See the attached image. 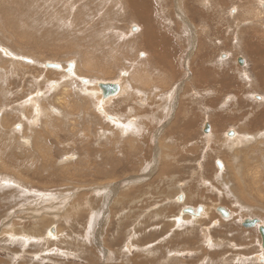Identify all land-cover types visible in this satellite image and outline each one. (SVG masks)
<instances>
[{
	"label": "rangeland",
	"instance_id": "1",
	"mask_svg": "<svg viewBox=\"0 0 264 264\" xmlns=\"http://www.w3.org/2000/svg\"><path fill=\"white\" fill-rule=\"evenodd\" d=\"M51 1L0 0V264H264L258 229L242 226L264 225V20L242 13L252 1L147 0L150 25L99 0ZM143 29L146 44L132 36ZM102 80L120 93L93 106ZM37 99L50 129L33 120ZM236 135L245 142L226 152ZM183 206L213 217L177 227Z\"/></svg>",
	"mask_w": 264,
	"mask_h": 264
},
{
	"label": "bare ground",
	"instance_id": "2",
	"mask_svg": "<svg viewBox=\"0 0 264 264\" xmlns=\"http://www.w3.org/2000/svg\"><path fill=\"white\" fill-rule=\"evenodd\" d=\"M54 0H52L51 2H53ZM119 1V0H118ZM146 1L147 0H125V3L124 4H119V3H117L116 2V0H99V6L100 7H103L104 5L106 6V4H107V8H106V12L108 13V12H111V11H115L116 9H118V12H119V10H120V12L122 13V17H120L121 19L123 18H125V19H136L137 18V20L140 22L139 23V25L141 24V25H144L143 23H145V20L146 21H148V23H149V25H150V23L152 24V22H150V16L148 17V18H146L148 15H150L151 13H150V11L148 10V8H147V3H146ZM252 2H254L255 1V3H252V2H250V4L248 5V9L247 8H244V10L242 9V13H245V14H247L248 16L250 15V17H254L253 18V20L255 19L256 21H260V20H264V9H263V7H264V3L262 2V1H260V0H251ZM63 2V0L60 2V4ZM66 2V1H65ZM64 2V3H65ZM181 2V1H180ZM54 3H56L55 1H54ZM67 4H66V7L67 8H70L71 7V9L73 10V11H75L74 10V8L72 7V6H70L71 4H69V6H68V3H69V0L66 2ZM249 3V2H248ZM252 3V4H251ZM63 4V3H62ZM218 4V3H217ZM257 5L256 7H254V5ZM146 5V6H145ZM219 5V4H218ZM63 7V6H62ZM218 7H220V6H218ZM116 8V9H115ZM247 9V10H246ZM239 10V9H238ZM69 11H70V9H69ZM199 12V11H198ZM193 13V12H192ZM203 13V12H202ZM195 14V13H194ZM193 14V15H194ZM199 14H201V12H199ZM198 14H196V16H197ZM244 15V14H243ZM201 16V15H200ZM204 16H205V14H204ZM198 17H199V15H198ZM247 17V16H246ZM124 19V20H125ZM236 20V19H235ZM247 20H249V19H247ZM76 21V20H75ZM250 21V23H251V20H249ZM247 22V21H246ZM245 22V23H246ZM253 22V21H252ZM239 23H241V22H239ZM147 24V23H146ZM146 24H145V26H146ZM252 24H254V23H252ZM256 24V23H255ZM154 25V24H153ZM168 24H166V26H167ZM183 25H185V24H183ZM246 25V24H245ZM248 25V24H247ZM168 26H170V24L168 25ZM255 26V25H254ZM133 27L134 26H131V28L129 29L130 30V33H131V31L133 30ZM141 27V26H140ZM171 27V26H170ZM169 27V28H170ZM186 27V26H185ZM238 27H241V26H238ZM243 27V26H242ZM256 27V26H255ZM152 28V27H151ZM168 29V28H167ZM134 30H136V28H134ZM146 30V29H145ZM117 31V30H116ZM115 31V32H116ZM153 31V30H152ZM261 31H263V30H261ZM140 33L139 34H136V35H132V36H134L135 38H137V39H139V40H141V42H144L145 44H146V42H147V33L145 34V32H144V29H143V31H139ZM155 32H157V31H155ZM163 34V33H162ZM156 35V34H155ZM164 35V34H163ZM162 36V35H161ZM160 36V37H161ZM133 37V38H134ZM125 38H127V35H120V36H118V40L119 41H121V42H123V40L122 39H125ZM132 38V39H133ZM148 38H151L150 37V35H149V37ZM153 38V37H152ZM151 38V39H152ZM156 38V37H155ZM131 39V40H132ZM241 39V38H240ZM240 39H238L240 42H239V44H240V46H241V40ZM134 40V39H133ZM150 40V39H149ZM166 40V39H165ZM132 42V41H131ZM149 43V42H148ZM147 43V44H148ZM256 44V43H255ZM257 44H258V42H257ZM256 44V45H257ZM162 45H164V42L162 43ZM247 45H248V43H247ZM144 46V45H143ZM150 46H153V45H150ZM245 46V45H244ZM147 47H148V45H147ZM117 48H119V47H117ZM251 47L250 46H246V48L244 49V51H246V50H250L251 51V49H250ZM261 48H262V50H260L261 51V53L260 54H263L264 53V50H263V47L261 46ZM254 50V49H253ZM249 51V52H250ZM251 52H254V51H251ZM256 54V53H255ZM146 55V54H145ZM1 58V57H0ZM148 58V57H147ZM146 58V59H147ZM162 59V58H161ZM241 61H242V63H243V60L241 59V58H239ZM238 59V60H239ZM158 60V59H157ZM148 61V60H147ZM153 61V59L151 60V62ZM156 60L154 59V62H155ZM144 63H146L145 61H144ZM192 63V62H191ZM151 64L152 63H150V66H151ZM49 65V64H48ZM132 65H134V64H131L130 65V67H129V69L131 68V66ZM136 65V64H135ZM142 64H139V65H137L138 67L140 66V67H142V69H144L145 67H146V65H144V66H141ZM19 66H21L20 64H19ZM144 67V68H143ZM147 67H148V63H147ZM151 68V67H150ZM57 69H60V66L58 65V68ZM128 69V70H129ZM134 69H136V68H134ZM68 72V74H66V76L67 75H69V76H71V75H73V74H75L74 72L76 71V72H78L76 69L74 70L73 69V64H72V66H71V68H70V71L69 70H67ZM141 71H144V70H140V68L139 69H136V70H134L133 72H132V70L130 69L129 71H128V73H129V77H130V82H131V85H132V80H131V78L133 79V81H136V84H138V85H140V86H143L144 84H146V81L148 80V78H146V76L144 75V72L142 73ZM146 72H147V69L145 70ZM145 72V73H146ZM124 73V75H127V73L126 72H123ZM78 74V73H77ZM78 76V75H77ZM81 76V75H80ZM72 77V76H71ZM69 79H70V77H68ZM91 78V77H90ZM65 79V78H64ZM69 79H67V80H69ZM79 79V78H78ZM66 80V79H65ZM83 80V81H82ZM82 80H80V82H87L88 80H87V78L86 79H82ZM85 80V81H84ZM59 83V82H58ZM95 83V82H94ZM99 83H116L118 86H119V90L116 92V94H112V95H110V96H108L107 98H103L102 97V92H101V90L99 89V87H98V84ZM149 83V82H148ZM262 83V82H261ZM260 83V84H261ZM97 84V88L98 89H96L95 90V92H91V91H88L87 92V94H88V96L90 95L91 96V98L93 99V101H90L92 104L91 105H93L94 106V104H97V105H101V106H103V105H105L106 104V101H108L109 99H111V98H115L116 97V95H119V93H120V83L119 82H105V81H103L102 80V82H97L96 83ZM50 86L52 85V87L54 88V86H56V84L55 83H51V84H49ZM49 87V86H48ZM132 87H133V85H132ZM50 90V89H49ZM69 91V89H67V87H62V89L60 90V94L58 95V96H56L55 97V102H56V106H58L59 104H61L60 106H61V108L63 109V106L62 105H64V107L66 106V107H68L69 106V101H67V99L65 98V97H63V94H65L66 92H68ZM39 96L41 95L40 93L38 94ZM97 96L99 97V100H97L96 98H97ZM84 99V98H83ZM168 99V98H167ZM83 101V100H82ZM29 102H33V100L32 101H29ZM35 103H36V105H35V107H34V110H35V112H34V118H33V120L35 119H38L39 118V115H41V117H43V118H45L46 119V121H45V126H47L49 129L51 128V120L50 119H48V118H50V117H52L51 115V108L50 107H42V106H40L39 105V100L37 99V100H35L34 101ZM94 103V104H93ZM166 103V102H165ZM96 105V106H97ZM167 105V104H166ZM168 106V105H167ZM254 106V105H253ZM32 107V106H31ZM59 107V106H58ZM71 107V106H70ZM169 107V106H168ZM255 107V106H254ZM166 109H167V107H165ZM105 109V108H104ZM100 111L103 115H105L106 116V113L104 112V111H102L103 109H102V107H98L97 108V111ZM165 110V109H164ZM168 111V110H167ZM167 111H165V113L167 112ZM43 115V116H42ZM107 117V116H106ZM41 121V120H40ZM111 121H114L115 122V120L114 119H111ZM131 121V120H130ZM123 122V121H122ZM129 122V121H128ZM126 126H130L129 124H127V123H124ZM133 124V123H132ZM109 125V124H108ZM131 127V126H130ZM127 129V128H126ZM132 129V128H131ZM213 130V129H212ZM215 131H216V129H214ZM214 130L213 131H211V133H210V135H212V137H213V135H215L214 134ZM50 133H52V132H50ZM49 133V134H50ZM131 133V132H130ZM217 134V133H216ZM240 134V133H239ZM264 134V133H263ZM133 135V134H132ZM135 135V134H134ZM137 135V134H136ZM216 136V135H215ZM251 136V134L249 135V137ZM218 137V136H217ZM236 140H229L228 141V139L227 140H222L221 141V147L223 148L224 147V149H225V147H227L228 148V152L230 151L229 150V148H232L233 146H235V145H237V144H241L242 145V143L243 142H245V139H242L241 138V136H237L236 135ZM244 137V136H243ZM252 137V136H251ZM205 138H206V136H205ZM213 138H215V137H213ZM212 138V139H213ZM218 138H220V137H218ZM254 138V137H253ZM39 139V141H38V143H35V140L32 138V140H33V143H34V146L36 147V150H37V153H38V155H39V158H40V160L41 161H45L46 160V145H45V143L44 144H41V142H42V140L40 139V138H38ZM210 139H211V137H210ZM210 139H209V141H210ZM223 139V138H222ZM230 139H234V138H230ZM220 140H221V138H220ZM209 141H207L208 143H209ZM248 141V140H247ZM251 141H252V138H251ZM250 142V141H249ZM246 143H248V142H246ZM249 144V143H248ZM233 149V148H232ZM235 149V148H234ZM225 151L227 152V150L225 149ZM226 152H225V154H226ZM234 152V151H233ZM237 153V152H236ZM235 152L233 153V154H236ZM228 154V153H227ZM229 155V154H228ZM232 154L230 153V156H231ZM229 156V157H230ZM234 156V155H233ZM228 157V158H229ZM234 158V157H233ZM232 159V158H231ZM228 160V159H227ZM234 163H235V161H233ZM231 164V163H230ZM229 165V164H228ZM231 165H233V164H231ZM216 166V165H215ZM222 166V165H221ZM218 169V168H217ZM220 169H222V167L220 168ZM219 170V169H218ZM233 174V173H232ZM234 176V175H233ZM221 195V194H220ZM180 196H182V197H184L183 195H179L178 197H180ZM178 197H176V201H178L179 202V200H178ZM184 200H185V198H183ZM183 199L181 200V201H183ZM169 206L170 205H172V204H168ZM174 205H176V204H173V206ZM185 206V205H184ZM184 206L179 210V211H181V214L179 215V216H177L176 217V215H172V216H175L174 218H173V220L175 221V222H177V227H180L181 225H182V223L184 222V221H187V220H189V222L190 223H192V222H195V221H197V220H199V221H203L204 219H206L207 217H213L212 216V214L210 215V212H209V210L207 211V207H203V206H198V207H196V208H190V207H185L184 208ZM175 207V206H174ZM179 207V206H178ZM219 207V206H218ZM176 208V207H175ZM199 208H201V211L200 212H198V209ZM177 209V208H176ZM216 209H217V207L215 208V212H217L216 211ZM171 210V209H170ZM184 210L186 211V212H184ZM173 211V210H172ZM188 211H191V213L190 212H188ZM228 211V210H227ZM229 212V211H228ZM204 213V214H203ZM230 213V212H229ZM171 215V214H170ZM201 215H203L201 218H199ZM216 215V214H215ZM219 215V214H218ZM189 216H191L190 218H189ZM230 216V215H229ZM232 216V215H231ZM230 216V217H231ZM171 218V217H170ZM169 218V219H170ZM171 218V219H172ZM194 218H199V219H197V220H195ZM224 219V218H223ZM213 220H215L214 218L212 219V222L213 223H215V221H213ZM254 220V219H253ZM174 221H172L171 222V224L174 222ZM210 221V220H209ZM248 221V220H247ZM200 222V223H201ZM205 222V221H204ZM258 222H259V220H258ZM169 223V222H168ZM212 223V224H213ZM209 224V223H208ZM216 224V223H215ZM176 227V226H175ZM206 227V226H205ZM209 227V226H208ZM208 227L205 229L206 231H208ZM256 227V229H258V227L257 226H255ZM174 228V227H173ZM251 228V227H250ZM179 230V229H178ZM180 232V231H179ZM259 254L260 255H257L256 257H254L255 259H258V260H261L262 262H264V253L262 252V249H261V245H260V248H259Z\"/></svg>",
	"mask_w": 264,
	"mask_h": 264
},
{
	"label": "water",
	"instance_id": "3",
	"mask_svg": "<svg viewBox=\"0 0 264 264\" xmlns=\"http://www.w3.org/2000/svg\"><path fill=\"white\" fill-rule=\"evenodd\" d=\"M263 9H264V7H263ZM133 30H134V28H133ZM238 63L241 65L242 61L239 59ZM52 67L57 69L58 65L53 64ZM98 87L102 92L103 98H107L108 96H110L112 94H116V92L119 90V86L116 83H99ZM204 132L205 133L209 132V126L208 125H206ZM217 166L219 169L222 167L220 163H218ZM182 199H183L182 196L178 197L179 201H181ZM200 211H201V208L198 209V212H200ZM216 211L224 218H226L230 215L229 212L223 207H217ZM184 212H186V211L184 210ZM188 212L191 213V211H188ZM257 223H258V220L245 221L242 226L245 228H250V227L256 226ZM257 227H258V231H259L260 238H261V248L264 251V225L259 224Z\"/></svg>",
	"mask_w": 264,
	"mask_h": 264
},
{
	"label": "crops",
	"instance_id": "4",
	"mask_svg": "<svg viewBox=\"0 0 264 264\" xmlns=\"http://www.w3.org/2000/svg\"><path fill=\"white\" fill-rule=\"evenodd\" d=\"M157 245H158V243H157ZM175 255H172V257H174ZM174 259V258H173Z\"/></svg>",
	"mask_w": 264,
	"mask_h": 264
}]
</instances>
